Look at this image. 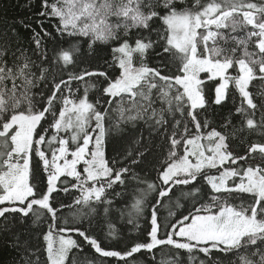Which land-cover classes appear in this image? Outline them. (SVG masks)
Segmentation results:
<instances>
[{
	"label": "snow or ice",
	"instance_id": "snow-or-ice-1",
	"mask_svg": "<svg viewBox=\"0 0 264 264\" xmlns=\"http://www.w3.org/2000/svg\"><path fill=\"white\" fill-rule=\"evenodd\" d=\"M36 15L75 40L63 46L38 20L29 54L0 34V234L19 264H103L78 257L84 245L117 264H141L142 252L157 262L154 250L157 264H185L181 252L187 264H264V92L250 90L264 84V0H41ZM113 132L124 147L109 159ZM129 179L144 185L128 221L138 230L148 212L143 241L105 247L76 226L87 214L61 215L110 205L107 190ZM70 191L57 206L54 194ZM181 200L191 208L177 216ZM29 221L47 222L42 247L14 231Z\"/></svg>",
	"mask_w": 264,
	"mask_h": 264
},
{
	"label": "trees",
	"instance_id": "trees-1",
	"mask_svg": "<svg viewBox=\"0 0 264 264\" xmlns=\"http://www.w3.org/2000/svg\"><path fill=\"white\" fill-rule=\"evenodd\" d=\"M51 2V0H50ZM41 10V0H0V34L7 32L9 36L15 33L14 44L13 47H21L29 50V54H31V48L34 47L32 44V35L33 29L36 31H40V28L37 25L38 20H42L44 27L48 32L52 33L54 37H56V41L63 44V46H68L69 40H75V38L63 37L61 38L55 32V24L58 22L55 19H45L43 17H38L36 14ZM25 25H30V27H25ZM45 41L49 48L52 47L54 41L51 38L46 37ZM98 51L104 59L111 61V50L109 46L98 45ZM84 49L86 51V44L84 45ZM155 60L154 56L149 57V62H153ZM97 63L103 64V60L97 61L96 59H88L86 61V65L82 66H92L95 67ZM111 74V69H109ZM118 72V70H117ZM208 95L211 97L213 95L212 91V83L208 82ZM250 90L255 94L259 92H264V84L261 81L256 80L250 85ZM38 91V89L34 90ZM82 91V89H81ZM90 97H94L95 93L90 92ZM215 111H219L221 115L227 111V108L223 109H214L210 115L219 122V116H216ZM126 128H130V125L125 126ZM138 128H143V123L140 122L137 124ZM250 139H257L253 134L250 136ZM124 147V142L121 139V134L113 132L111 137L107 140L106 145V157L112 159L117 156V153L122 150ZM137 172L140 171L139 168L136 169ZM141 176H145L144 173H141ZM145 178L150 180H155L156 173L148 172ZM144 187L143 184H138L136 181L129 179L126 182L125 186L115 185L113 189L107 190V198L111 200L110 205H103L99 203L93 202L91 207L96 209L95 212L90 211V207L87 205H74L72 209L65 208L61 215L68 217L69 220L73 219L72 213L77 209H80L83 213L87 214L82 219L76 218V226L81 227L82 229L87 230L92 235H95L101 239L103 242L102 246L105 247H113V248H122L125 244H130L133 241H143L146 238V232L149 230V222H148V212L146 211L144 215L139 219L140 228L137 230L134 228L133 224H130L129 219L135 218V211L132 209L131 205L134 203V200L139 197L140 193L138 188ZM115 193H119L116 195ZM79 193L76 191H70L65 194L63 192L55 193L57 206L59 203L71 204L76 196ZM152 197H149V201L151 202ZM181 204H184L183 208H175L172 205V210L177 213L179 216L181 213H186L187 209L191 208V204L187 203L184 200L180 201ZM107 207L109 210L107 213L104 212V208ZM168 208H161L160 216L163 219L167 216ZM61 226L63 225V220L60 221ZM47 222L40 224L39 226H32L31 221L28 224L23 226H17L14 231H21V241L28 240L29 248L42 247L44 245V241L42 236L40 235L41 230H47ZM109 225L112 226V229L116 233V239H112L108 236ZM28 228L29 231L27 233H23V229ZM74 238H78L73 234ZM82 239V238H78ZM157 252V262L161 259V254L158 250H154ZM73 254H76V250H73V253L70 254V259ZM78 257L87 256L90 259H99L102 260L103 264H117L115 258H100L98 254L94 253L89 246L84 245V252L77 254ZM200 258L203 259V255L199 254ZM181 256L184 258L185 264H187V254L181 252ZM170 254L165 255L164 259H168ZM219 258L223 262V264H227L228 258L223 255H219ZM136 259L141 262V264H157L150 258V254L140 253L136 254ZM0 264H19V255L17 251L10 246L9 243L6 242L5 234H0Z\"/></svg>",
	"mask_w": 264,
	"mask_h": 264
}]
</instances>
